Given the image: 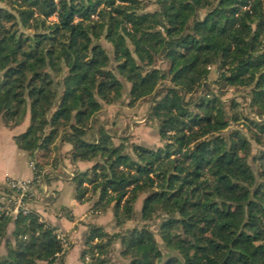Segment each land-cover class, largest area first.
<instances>
[{"label": "trees", "instance_id": "1", "mask_svg": "<svg viewBox=\"0 0 264 264\" xmlns=\"http://www.w3.org/2000/svg\"><path fill=\"white\" fill-rule=\"evenodd\" d=\"M128 85L129 106L151 100L161 146L97 129ZM230 89L264 117V0H0V126L28 118L14 140L43 152L39 167L71 145L73 163L92 164L72 179L78 202L98 196L117 228L139 223L90 227L82 264H115L116 242L128 264H264V149L261 178L249 162L264 120L223 101ZM243 118L246 132L229 130ZM57 230L35 210L0 215V264H65Z\"/></svg>", "mask_w": 264, "mask_h": 264}, {"label": "rangeland", "instance_id": "2", "mask_svg": "<svg viewBox=\"0 0 264 264\" xmlns=\"http://www.w3.org/2000/svg\"><path fill=\"white\" fill-rule=\"evenodd\" d=\"M3 5V4H2ZM52 20H55L53 18ZM109 53H112V50L108 44H105ZM218 75L217 71L213 69L209 77V82L213 83L217 80ZM126 85V83L124 82ZM127 87V86H126ZM223 101L229 104L232 101L239 103V111L243 113V117L248 119H255L259 122L264 120V117H258L253 111L249 108L248 101V91L246 90H237L230 89L222 96ZM130 102V87L124 90L123 98L120 102L112 106H104L103 112L97 118L98 123L96 124L97 129L103 126L111 135L115 137V144L119 145L123 140L128 145L137 144L149 148H157L162 145V141L159 137V122L157 120L150 119L149 110L151 106V100L147 99L140 103H137L135 106H129ZM245 118L240 122L231 121L230 129H242L246 132L244 128ZM253 128V127H252ZM254 129V128H253ZM247 136L251 139V135L246 133ZM252 145V156L249 159V162L255 169L257 176L259 177L258 163L253 161V157L258 154L260 149H264V145L256 144L254 140L251 139ZM18 160L26 165L29 164L28 158L23 155L21 151L18 152ZM24 164V165H25ZM46 166H52L54 169L61 171V165L58 159L50 158L46 161ZM64 168V166H63ZM30 171V170H29ZM261 178V177H259ZM46 181L51 184L52 191L56 194V199L51 203L49 208H47L48 216H54L55 214H61L63 209L75 210L73 203L76 200V190L75 185L70 180H64L59 182L55 178L47 177ZM145 198V195L141 196L139 202L136 206L138 213L141 212L142 202ZM92 202H85L84 206L90 207ZM78 205H80L78 203ZM105 220L108 221L109 217L112 216L109 212L104 215ZM103 216V218H104ZM57 220L67 221V216L62 214L61 217H56ZM51 224V223H50ZM139 223L137 221H131L125 224L122 228H117L115 222H111L109 225L108 232L109 234H115L126 229L133 228ZM53 227H56L53 225ZM152 230L156 233L157 240L161 244L160 237L158 235V223L152 226ZM71 238V237H70ZM72 241V239H71ZM72 244V242H71ZM162 248H164L162 246ZM122 250L120 242H116L112 248L110 259L115 264H128V261L123 259L120 255Z\"/></svg>", "mask_w": 264, "mask_h": 264}, {"label": "crops", "instance_id": "3", "mask_svg": "<svg viewBox=\"0 0 264 264\" xmlns=\"http://www.w3.org/2000/svg\"><path fill=\"white\" fill-rule=\"evenodd\" d=\"M28 124V118L25 123L15 128H8L1 124L0 126V175H9L10 177L22 180H28L32 178V171L29 164L26 165L18 160V152L21 151L14 137L25 132ZM71 150V145L63 142H58L57 149L53 152L50 158L58 159L61 165V171L57 170L56 174H53L50 178H55L59 182L64 180H70L75 176L76 171H88L91 167V163L78 162L73 163L67 156V153ZM22 152V151H21ZM30 163V157L22 152ZM43 156V152L36 153L34 156L38 161ZM49 158V159H50ZM48 159V160H49ZM42 163H46L43 160ZM25 164V165H24ZM64 166V168H63ZM46 167V166H45ZM52 167V166H48ZM53 168V167H52ZM30 170V171H29ZM67 175H71L68 178ZM73 183V182H72ZM74 184V183H73ZM51 184L47 181L45 186L38 189L35 199L32 201V210L37 211L42 219L51 223L50 225L56 226L59 232L67 234L72 239L70 250H68L64 256L65 264H82L81 254L85 249V241L90 227L98 226L108 230L111 222H114L112 210L107 212H100L94 209V205L98 200V196H91L90 199L80 203L75 201L73 207L75 210L63 209L61 214H55L54 216H48L47 208L51 205L50 202L56 199V194L51 189ZM46 190L49 192L46 193ZM90 201V207L84 206L85 202ZM78 203L80 205H78ZM110 213L112 216L109 217L108 221L105 220V214ZM62 214L67 216V221L57 220L56 217H61ZM104 216V218H103Z\"/></svg>", "mask_w": 264, "mask_h": 264}, {"label": "built area", "instance_id": "4", "mask_svg": "<svg viewBox=\"0 0 264 264\" xmlns=\"http://www.w3.org/2000/svg\"><path fill=\"white\" fill-rule=\"evenodd\" d=\"M58 2L59 0H55ZM213 69H211L212 71ZM29 167L32 171V178L28 180L16 179L9 175H0V215L16 219L20 214L27 215L32 211L31 204L35 199L38 189L45 186L46 178L57 173L52 167H39L37 159L31 158ZM71 178V175H67ZM9 192V193H7ZM46 193L49 192L46 190ZM57 238L60 240L64 253L70 250L71 238L57 231ZM96 239L94 243H97ZM89 257L86 258V262Z\"/></svg>", "mask_w": 264, "mask_h": 264}]
</instances>
